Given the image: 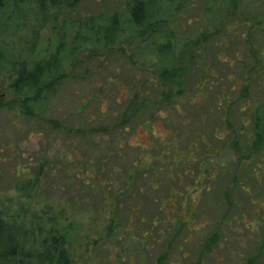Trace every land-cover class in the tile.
Listing matches in <instances>:
<instances>
[{"label": "rangeland", "instance_id": "rangeland-1", "mask_svg": "<svg viewBox=\"0 0 264 264\" xmlns=\"http://www.w3.org/2000/svg\"><path fill=\"white\" fill-rule=\"evenodd\" d=\"M134 1L80 0L40 16L35 2L4 0L0 212L35 237L39 227L64 234L70 264H264V170L254 172L264 147L246 145L250 99L223 100L234 81L244 94L248 71L264 79V66L237 54L244 43L227 34L233 0H141L166 22L151 37L131 19ZM256 12L264 22V5ZM164 44L182 59L161 53ZM21 61L54 63L43 81L60 79L33 117L12 89ZM168 70L185 71L181 90L162 79ZM99 157L102 179L90 172ZM94 179L102 183L91 188Z\"/></svg>", "mask_w": 264, "mask_h": 264}, {"label": "trees", "instance_id": "trees-1", "mask_svg": "<svg viewBox=\"0 0 264 264\" xmlns=\"http://www.w3.org/2000/svg\"><path fill=\"white\" fill-rule=\"evenodd\" d=\"M27 1L35 2L38 15L40 16H44L47 11L59 9L64 6L75 7L80 2V0ZM262 5H264V0H233L231 11L236 15L233 21L235 27L231 30L228 28L226 29L228 35H232L236 41L244 43L245 49L239 51L240 53L237 54H245L247 58L254 59V66L257 67L264 66V45L259 49L255 47L257 46L256 43L264 41V22L260 20L259 14L256 12L259 6ZM4 7V0H0V10H3ZM130 15L135 26L142 29L139 31L140 37H151L152 35L162 34V32H164L163 28L166 26V22L164 20L154 19V15L149 12L146 2L135 0L130 6ZM251 24H253V28L256 26L255 29L257 33L255 32V35L251 36L247 35L248 33L244 34L242 30L246 27L249 28ZM115 26L116 25H113L111 30L109 29L107 35L103 38L107 46L114 44V38L116 36ZM209 36L213 37V34H209ZM203 50L205 51V49ZM159 51L165 55L170 53L174 54L173 60H181L183 57L181 56L183 54H176L174 48L171 47L170 44L159 46ZM214 58L218 59V55L214 56ZM236 61H238L239 65H244V61L239 60L238 55H236ZM18 66L17 77L12 89L16 94L24 97L21 107L22 113L28 117H33L37 111L39 112L42 109L46 102L47 91L51 88L53 89L54 85L60 80L58 77L47 84L43 81L48 72L56 69V64L40 62L29 65L27 62L21 61ZM258 70L259 69L256 68L255 73L259 72ZM253 73L254 70H250L246 77L244 75L246 82L244 83V94L240 95L241 97L234 95L236 92V81H234V83L232 82L231 84L232 87L228 88L226 92H223V100L230 108L236 104L235 102H237V99L242 98L244 101L250 99V103L253 106V114L249 116V120L252 121L254 129L252 131V136L247 138L246 145L251 153H258L264 147V79L262 78V74H259L260 77L256 79ZM184 74L185 71L183 70H174L172 72L168 70L164 71L161 77L172 86V90L175 88L181 90L182 85H184L182 80ZM212 77L214 76L208 75V77L203 80L207 82V80ZM234 96L236 98H234ZM134 100L135 99H133V101ZM172 101L171 97L166 100V102H170L167 104H171ZM14 105V101L9 103V106ZM52 124L55 126L53 130L62 129V125L58 122H53ZM205 154V159L198 164V168L201 171V166L206 167V165H208L206 161L210 157L211 150H206ZM98 160V164L93 169H90V172L92 176L102 179L100 176L104 160H102L101 157H99ZM263 170V168H259V170H254V172L259 173ZM195 181L197 182L196 178ZM94 183L99 185L102 181H96L94 179L93 184L90 186L91 188L94 187ZM100 186H102L103 190L107 184L104 183V185ZM206 186L207 185L203 187L208 190ZM243 188L246 189L245 187ZM115 198H118V195H115L114 199ZM194 211L195 208L192 209V212ZM38 233V237L31 235L30 231L24 229L22 225L8 222L0 212V264H70L64 234H61V232L58 233L52 228L43 230L41 227H39ZM215 240L216 237L210 239L211 242L208 243L207 246L209 252H211ZM260 250L261 252L264 251V241ZM251 264H253V262Z\"/></svg>", "mask_w": 264, "mask_h": 264}, {"label": "flooded vegetation", "instance_id": "flooded-vegetation-1", "mask_svg": "<svg viewBox=\"0 0 264 264\" xmlns=\"http://www.w3.org/2000/svg\"><path fill=\"white\" fill-rule=\"evenodd\" d=\"M53 138L56 139V140H58L57 137H56V135H55V137L53 136ZM36 155H37V153H36ZM67 160H68V163H69V164L72 163V159H71V157L68 156V157H67ZM35 166H36L35 163H34L33 165H29V166H27V167H26V174H27V175L30 174L32 168L35 167ZM41 167H42V166H41ZM41 169H42V168H41ZM67 173H68V176L71 177V171L68 170ZM36 174H38V172H37ZM197 188H198V187H197ZM198 189H199V188H198Z\"/></svg>", "mask_w": 264, "mask_h": 264}]
</instances>
